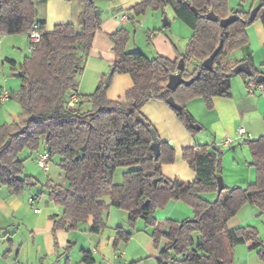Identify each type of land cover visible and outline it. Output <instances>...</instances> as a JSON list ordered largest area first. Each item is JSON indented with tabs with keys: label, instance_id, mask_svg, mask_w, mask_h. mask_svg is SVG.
Instances as JSON below:
<instances>
[{
	"label": "trees",
	"instance_id": "1",
	"mask_svg": "<svg viewBox=\"0 0 264 264\" xmlns=\"http://www.w3.org/2000/svg\"><path fill=\"white\" fill-rule=\"evenodd\" d=\"M46 1L0 0L1 34L28 33L33 22L41 30L40 40L16 70L21 82L14 95L20 112L16 120L0 125V189L6 187L20 194L34 184L33 177L23 173L24 159L18 154L24 149L38 152L42 146L49 155L48 161L57 158L65 180L62 188L49 180L44 183L48 200L62 208L59 217H52L53 232L77 229L91 218L90 231L100 234L106 227V212L114 207L127 211L130 227L138 219L151 226L154 247H159L162 238L166 240L158 250V264H232L233 247L245 242L251 243L250 248H257L264 264L263 244L256 228L227 225L245 203L255 204L264 213V136L243 140L251 153L249 164L256 169L255 181L245 188L224 185L217 198L208 201L200 194L217 191L220 150L215 145L210 150L206 143L182 148V158L194 170L195 178L191 182L168 179L162 174L161 165L174 161V149L156 133L159 153L154 158L150 149V130L154 128L140 112L146 101L161 100L193 133L194 120L186 109L188 101L201 98L209 109L212 97H230L232 68L242 61L250 64L254 72L250 79L255 81L258 72L248 50L246 28L257 19L264 28V0H259L260 8L253 20L249 19L252 7L246 11L230 9L228 0H142L133 4L126 10L135 14L144 13L147 8L170 6L176 18L191 29L184 51L173 60L159 54L149 57L138 49L127 48L130 35L125 27L107 33L114 53L112 74H129L132 86L122 100H113L107 96L109 84L98 83L87 96L86 110L70 107L68 102L75 89V76L83 68L93 36L100 29L95 0H78L81 10L76 24L58 23L52 30H46L45 20L37 18V5ZM210 10L218 17L216 21L206 18ZM232 12L237 18L220 26L218 20ZM127 21L132 22V17ZM220 40L222 45L213 58L212 69L203 68L201 62ZM238 49L244 55L232 59L231 53ZM179 58L184 65L193 62V69L177 71ZM175 72L184 79H194L188 85L168 89V77ZM169 96L182 109L169 106ZM118 168L126 170L121 181L114 183ZM173 200L190 207L192 216L181 221L158 220L155 210ZM193 233L199 234V241L194 240ZM130 237V231L115 227L113 248ZM8 242L11 244V240ZM83 260L87 264L94 261L89 252H83Z\"/></svg>",
	"mask_w": 264,
	"mask_h": 264
},
{
	"label": "crops",
	"instance_id": "2",
	"mask_svg": "<svg viewBox=\"0 0 264 264\" xmlns=\"http://www.w3.org/2000/svg\"><path fill=\"white\" fill-rule=\"evenodd\" d=\"M67 1L68 0H47L44 17L46 30H52L54 25L58 23H74L77 19L81 7H79L78 4L71 3L72 0ZM103 1L106 3L108 9L106 11H100V29L96 31L93 36L91 49L85 59L83 68L75 76V89L69 96V100L72 98L74 105L70 107H78L86 110L89 107L87 96L94 91L98 83L104 82L106 74L110 70L114 53L111 48L112 43L109 40L107 33H111L119 27H125L131 37V32L128 28L129 23L138 22L141 27L142 24L144 26L147 22L148 13L135 14L133 11L126 10L133 4L142 0ZM241 9L246 11L243 7H241ZM162 11V13L165 14V18H163L164 28H160L158 23L155 21L152 23V29L147 27L146 35L150 41L147 42L146 45L139 41L138 35L134 32L135 35L133 38L131 37L132 39H129L127 44V48L129 50L138 49L149 57L159 54L171 60H173L178 53L183 52L187 40L191 35L189 27L186 26L188 29L180 28V35L176 36L172 26L178 19L176 18L173 9L170 6H165ZM121 14L127 15V18L132 17L133 21L130 22L127 20H120L119 16ZM158 17L159 16H157V14L153 13L152 19H156L157 21ZM166 27H169V30H166ZM246 32L248 35V50L252 53V57L254 58L255 52L264 48V28L261 21L255 20L246 28ZM175 42L178 43L179 48L176 47ZM26 47L28 48L27 33L1 35L0 125L5 122H10L8 120L13 116L15 104L11 101V97L18 89L21 82L16 70L18 69V65L21 63L22 59H20V55L16 54V50L23 51ZM29 53L30 51H28V54H25L24 57L29 55ZM243 55L244 51L242 50V55L235 59H240ZM187 64L185 65L186 69L189 71L192 70L193 62H190V65ZM188 66H190V68H187ZM13 71H16V73ZM10 72H12V76ZM235 79L232 78L231 80L230 97H212V106L209 109L206 108L201 98H194L186 103L187 105L197 101L200 104L199 110L201 115L195 117L191 116L194 121L208 120L207 123H201L202 125L200 126V129H207L212 135L213 145H217L216 147L218 149L223 148L224 153L225 149L230 146L232 150H235V144L242 139L244 140L246 138L264 136V93L259 90L250 92L246 86L247 80H244L243 78ZM131 86L132 79L129 74L114 73L110 77L107 96L113 100H122L124 92ZM2 90H5L7 93V97L4 99H1ZM140 112L150 121L154 130L161 139L172 143V147L174 149V161L161 165L162 174L168 179L179 178L187 182L193 181L195 178V172L182 158L181 150L184 147L200 144V142L196 140V137L186 129V127L163 101L150 99L142 105ZM204 114L207 115V118L201 119ZM239 127H242L244 132L238 137L237 131ZM228 139H233V142L227 143ZM48 180L53 185H59L58 183H53L50 178H48ZM42 185L44 186V183ZM59 186L60 188L64 187L65 182L61 183ZM44 189L47 191L46 186ZM21 194L22 193L14 194L7 189L4 197L1 195L0 189L1 229H3V222H7L5 220L17 216L15 212L16 209H18V200L19 195ZM39 195L34 198V202L43 197ZM27 196L30 195L27 194L26 197ZM44 202L46 205L44 208L46 211L45 213H42V211L37 207L35 208H37L38 211L35 212L33 210L34 207H32L33 213H36L37 216H34L33 223L30 225L31 229L26 235V257L22 260L26 262H33L34 264H52L53 260H55V264H72L70 254L78 242V239L75 236V233L78 230L57 229L53 232L52 217H59L61 215L62 208H58V205L50 202L48 200V196ZM51 204L53 206H50ZM184 205L185 204H180V202L169 201L164 207V209L169 208L165 219L181 221L183 219L190 218L192 216V210L187 205ZM86 221L89 222V232H91V218H88ZM113 237L114 233L111 238L112 241ZM3 238L6 239V237L2 236V239L0 238V242H2L0 244V262L2 261L3 264L20 262L19 257H15L11 261L9 260V252L14 249L16 244L11 239H7V244H5ZM8 240H11V244ZM100 243H102L101 238H99V241L95 245V249L81 247L79 249L81 251L80 260L75 264H87L83 260V252H89L94 260H100L108 257L113 258L114 253L112 252V254L108 256L107 253L102 251ZM8 247L10 249H8ZM29 253H34V260ZM98 253L100 255L99 258L96 259L95 254ZM123 262L126 264L125 260H123Z\"/></svg>",
	"mask_w": 264,
	"mask_h": 264
},
{
	"label": "rangeland",
	"instance_id": "3",
	"mask_svg": "<svg viewBox=\"0 0 264 264\" xmlns=\"http://www.w3.org/2000/svg\"><path fill=\"white\" fill-rule=\"evenodd\" d=\"M69 1V0H68ZM67 1V2H68ZM47 2V1H46ZM46 2L42 4H38L37 9V18H42L45 20V10H46ZM71 3L78 4L80 7V3L78 0H72ZM259 4V0H228V5L230 9L232 8H240L248 10L250 7H254ZM95 5H97L98 10L106 11L108 9L106 3L103 0H95ZM113 7V6H112ZM111 7V8H112ZM162 9H152L147 8L144 13L147 14V22L146 24L140 27L138 22L129 23L128 28L130 29L131 37L138 35L139 41L146 45L150 39L147 38L146 30L147 27L152 29V23L155 21L158 23L160 28L163 27V18H165V14L162 13ZM153 13L157 14L158 20L152 19ZM78 19V17H77ZM77 19L74 21L76 24ZM259 20V19H257ZM172 29L175 31L176 36L180 35L179 29L185 28L180 20L175 21ZM169 27H166V30ZM191 31V29L189 28ZM135 32V33H134ZM182 34V32H181ZM130 37V38H131ZM131 38V39H132ZM177 48L178 43L175 42ZM147 47V46H144ZM27 47L23 49V51L16 50V54L20 55L21 62L24 59V55L28 54ZM184 51V50H183ZM242 55V49L235 50L231 53L230 57L232 59L239 58ZM27 56V55H26ZM190 62H188L189 64ZM7 64V63H6ZM187 64V65H188ZM254 68L258 73L264 74V48L261 50H257L254 54L253 58ZM190 65V64H189ZM19 67V65H18ZM187 68H190L188 66ZM16 73V71H13ZM12 76V72H10ZM233 79H241L243 78L247 82L250 80V77L242 75V74H234L231 77ZM235 79V80H236ZM11 101L15 104V110L12 118L8 121L12 122L16 120L17 115L20 111V104L17 101L14 93L12 94ZM200 102V101H199ZM202 104V102H201ZM200 104L197 101L189 103L186 105L187 111L193 117L201 115L199 106ZM207 115H203L201 119H205ZM203 122H208V120L194 121L193 123L197 126H201ZM196 137V140L200 142V144L207 143L209 145L210 150H213V138L211 133L203 128L196 130L194 129L193 133H191ZM169 142V141H168ZM172 146V143H170ZM217 146V145H216ZM236 149L232 150L231 146L225 149V153L223 152V148H220V159L221 166L219 170V175L222 176L224 183L229 187H242L245 188L248 184L252 183L256 179V169L253 165L249 164L251 161V153L247 144L243 142V139L235 144ZM43 152V147L41 146L37 151H30L28 149H24L18 154V158L24 159L23 173L31 175L33 177L34 184H31L25 188L21 195H19L18 209H16V215L8 220L7 222H3V230L0 232V238H3L4 243L7 244V239H11L15 242L16 246L14 249L9 252V260L11 261L15 257H19L20 262H26L22 260L26 257V235L29 233L30 225L33 223L34 216H37L36 213H33L32 207H37L42 213H45V200L47 199V191L44 189L43 183H46L48 178L52 180L53 183H58L59 185L65 182L62 171L57 165V158H53L51 161H48V171H43L37 164V157L40 153ZM126 170V168H118L114 175V183H119L122 178V173ZM252 181V182H249ZM44 189V190H43ZM6 187L1 188V195L5 197ZM29 194L33 198L36 196H43L41 199L36 200L33 206L29 205L25 199L26 195ZM217 191L206 190L203 191L200 196L208 201H213L217 198ZM172 202H180V204H184L182 201ZM50 206H53L52 204ZM185 206V205H184ZM58 208H61L57 206ZM169 208L164 209L159 207L155 211V217L158 220H164L167 217ZM106 227L102 230L100 234L89 232V222L85 221L78 225L77 232L75 236L78 239L75 248H73L71 252V262L75 264L80 260L81 251L79 250L81 247H87L88 249H95V245L101 238V249L104 253H107L110 256L115 253V249L111 244V238L114 233V228L119 226L124 230L131 232V237L127 242H121L117 248L124 251L125 255L123 260H125L126 264H158L157 262V251L159 248H162L166 240L164 238L161 239L159 247H154L151 239V231L152 227L147 226L142 219H138L134 227H130L127 223V211L124 209H117L114 207H110L108 212L105 215ZM227 225L229 227L232 226H253L256 228L258 232V236L262 241L264 246V213L260 212L259 208L252 203L242 204L236 213L232 215L227 221ZM193 238L195 241H199L200 236L198 233H193ZM2 242H0L1 244ZM23 244V245H22ZM29 245V244H28ZM22 246V247H21ZM251 243H239L233 247V258L232 264H263L262 259L260 258L257 248H250ZM8 249H10L8 247ZM114 249V251H113ZM34 260V253H29ZM99 253L95 254L96 259L99 258ZM113 259V258H106ZM0 264H3L1 261ZM52 264H55V260L52 261ZM63 264V263H61Z\"/></svg>",
	"mask_w": 264,
	"mask_h": 264
},
{
	"label": "water",
	"instance_id": "4",
	"mask_svg": "<svg viewBox=\"0 0 264 264\" xmlns=\"http://www.w3.org/2000/svg\"><path fill=\"white\" fill-rule=\"evenodd\" d=\"M259 8H260V5L257 4L256 6H254L253 8L250 9V11H249V19L250 20H253L255 18L256 13L259 10ZM192 9H194V8H192ZM95 13H96V15H99L100 10L96 9ZM206 18L209 20H213V21H216L218 19V17L211 10L206 13ZM236 18H237L236 13L232 12L227 17L219 19L218 22H219L220 26L225 27L228 24H230L231 22H233ZM221 45H222V41L220 40L218 46L209 54L208 57H206L201 62V66L203 68L212 69L213 58L215 57V55L217 54V52L221 48ZM176 68H177V71H182L185 68L184 61L182 58H179ZM232 73L233 74L242 73V74H245L246 76L250 77L253 75L254 72H253L250 64L247 61H242V62L236 64L232 68ZM111 75H112V69L110 68V70L108 71V73L106 74V77L104 79L105 84H109ZM197 75H198V73L196 74V76ZM193 79H194L193 77L189 78V79H184L178 72H175L168 77L166 86L168 89L175 90L177 88V86H179L180 84H184V85L190 84L193 81ZM254 80L258 84L264 83V74L257 73ZM166 102L172 108L179 109V110L182 109V106L179 105L178 103H176L172 96L167 97ZM185 117L187 119H189V114L187 112H185ZM192 128L196 129V130L200 129V127L194 123L192 124ZM150 133H151V138H152V142L150 144V149L153 152L154 158H157L158 153H159V143L156 141V131L154 129H151ZM216 181H217V194H219L224 187V182H223L222 176L218 175L216 177ZM153 183L156 184V180H154ZM263 251H264V246H263Z\"/></svg>",
	"mask_w": 264,
	"mask_h": 264
},
{
	"label": "built area",
	"instance_id": "5",
	"mask_svg": "<svg viewBox=\"0 0 264 264\" xmlns=\"http://www.w3.org/2000/svg\"><path fill=\"white\" fill-rule=\"evenodd\" d=\"M119 19L122 21H126L127 15L121 14L119 16ZM1 35L2 34L0 33V43H1ZM40 36H41V30H40L39 24L37 22H33L30 27L29 32L27 33L28 51L31 52L34 49L35 44L40 40ZM247 88L250 92L259 90L260 92L264 93V83L258 84L251 79L247 82ZM2 91L3 92H2L1 99H4L7 97V93L5 90H2ZM68 104L69 106L74 105L72 98L69 100ZM243 132H244V129L242 127H239L237 131V136L238 137L241 136ZM231 142H233V139L227 140V143H231ZM48 159H49V155L47 152H42L37 157V164L43 171H48L49 169ZM26 201L29 205L33 206L34 198L32 196H27ZM33 210L35 212L38 211V209L35 207L33 208ZM123 257H124V251L119 248H116L113 259L109 260V259L103 258L100 260H94L90 264H124ZM172 261L173 259H169V262H172ZM13 264H34V263L33 262H15Z\"/></svg>",
	"mask_w": 264,
	"mask_h": 264
}]
</instances>
